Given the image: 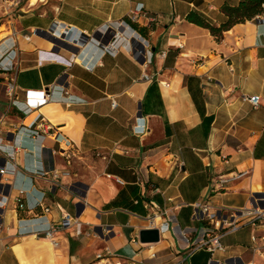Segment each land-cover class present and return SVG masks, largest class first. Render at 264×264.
I'll use <instances>...</instances> for the list:
<instances>
[{"label":"crops","instance_id":"1","mask_svg":"<svg viewBox=\"0 0 264 264\" xmlns=\"http://www.w3.org/2000/svg\"><path fill=\"white\" fill-rule=\"evenodd\" d=\"M239 1L0 0V264H264L250 218L195 245L197 206L264 209V22L187 19Z\"/></svg>","mask_w":264,"mask_h":264},{"label":"built area","instance_id":"2","mask_svg":"<svg viewBox=\"0 0 264 264\" xmlns=\"http://www.w3.org/2000/svg\"><path fill=\"white\" fill-rule=\"evenodd\" d=\"M5 2L9 3V5L16 4L17 0H4ZM147 18L148 21H154L155 17L149 15L147 12L139 9H132L128 14V19L133 22H139L140 18ZM256 18H261L264 22V15L256 16ZM25 39H30L29 35L25 36ZM105 48L112 50L113 52L116 50L113 42H107L104 45ZM161 55H165L164 52ZM243 100L248 101L253 107H256L260 103V96L259 95H250V96H243ZM112 106H115V102L112 101ZM44 125L43 120H39L38 124L36 125L34 133H37L38 129H41ZM4 170L0 169V173H3ZM246 172H236L230 173L224 176H219L217 180V184L220 187H223L227 183L240 178ZM23 191L20 190V193ZM18 208L24 209V204L17 199ZM38 205L42 207L44 210H48L46 207H43L41 202H38ZM250 218L252 224H258L260 222H264V209H260L257 207H249V208H239L234 210H222V209H213L211 210L208 205L196 207L193 219L195 221L201 222L204 225L201 227L200 230V237L197 241H195L196 247H203L207 249L209 252L214 253L215 251H224L225 246L222 244V238L228 232H232L238 228L239 223L246 219ZM72 218L69 213L65 212L63 214V218L61 220L62 226H68L71 222ZM53 228L47 227L46 233L47 235H51ZM252 241L255 242L257 240L256 236L251 237ZM261 244L259 245L258 250L264 249V234L260 236ZM56 243V242H55ZM155 254H152L154 256ZM77 262V260H76ZM91 264H136L134 261H127L122 259L114 260L110 254V252L106 253H99L96 255L95 261Z\"/></svg>","mask_w":264,"mask_h":264},{"label":"trees","instance_id":"3","mask_svg":"<svg viewBox=\"0 0 264 264\" xmlns=\"http://www.w3.org/2000/svg\"><path fill=\"white\" fill-rule=\"evenodd\" d=\"M221 11L226 16V19L219 26L210 23L202 16L193 12L187 15V19L209 29L211 34L218 38L223 31L229 29V27L235 23L251 20L256 16L264 15V0H240L236 5L225 2L221 6ZM131 25L138 31H142V28L137 24L131 23Z\"/></svg>","mask_w":264,"mask_h":264},{"label":"water","instance_id":"4","mask_svg":"<svg viewBox=\"0 0 264 264\" xmlns=\"http://www.w3.org/2000/svg\"><path fill=\"white\" fill-rule=\"evenodd\" d=\"M75 30H72L74 33ZM72 36H69L71 38ZM159 228L142 229L139 232V240L143 243H152L159 240Z\"/></svg>","mask_w":264,"mask_h":264},{"label":"bare ground","instance_id":"5","mask_svg":"<svg viewBox=\"0 0 264 264\" xmlns=\"http://www.w3.org/2000/svg\"><path fill=\"white\" fill-rule=\"evenodd\" d=\"M32 2H35L36 0H31Z\"/></svg>","mask_w":264,"mask_h":264}]
</instances>
